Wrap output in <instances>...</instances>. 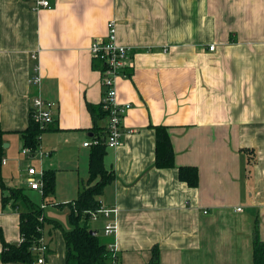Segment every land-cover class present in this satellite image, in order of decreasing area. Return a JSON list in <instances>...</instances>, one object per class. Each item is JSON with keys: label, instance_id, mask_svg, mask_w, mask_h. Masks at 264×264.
Instances as JSON below:
<instances>
[{"label": "crops", "instance_id": "crops-1", "mask_svg": "<svg viewBox=\"0 0 264 264\" xmlns=\"http://www.w3.org/2000/svg\"><path fill=\"white\" fill-rule=\"evenodd\" d=\"M47 1L49 8L0 0V253L1 240L19 244L25 210L22 201L2 206V196L9 189H23L27 199L26 191L36 192L25 184V169L36 160L21 153L20 135L34 97L54 104L57 130L45 131L39 147L50 154L45 172L63 165V181L73 187L63 203L88 177L87 105L97 106L104 93V66L90 48L107 37L112 21L116 43L131 49L133 68L115 80L117 102L130 109L121 144L104 159L115 178L98 200L118 209L117 232L103 236L102 217L91 228L114 242L117 264H147L155 247L158 264H252L255 224L264 241V0ZM161 126L173 168L154 166ZM184 166L196 168L197 187L179 180ZM63 210V225L44 226L45 264H65L62 232L51 225L69 229Z\"/></svg>", "mask_w": 264, "mask_h": 264}, {"label": "trees", "instance_id": "trees-1", "mask_svg": "<svg viewBox=\"0 0 264 264\" xmlns=\"http://www.w3.org/2000/svg\"><path fill=\"white\" fill-rule=\"evenodd\" d=\"M87 108L93 120V127L90 132L92 134L91 139H98L99 144L92 145L89 148L88 177L80 182L76 198L70 202L55 205L57 208L68 210L69 229L64 230L56 223H51V225H53V230L60 229L62 232L65 243V264H112L107 241L97 231H94L90 224L92 222L90 214L99 207L98 200L103 189L115 178L113 170L107 169L104 165L107 148L103 141L107 134L106 118L108 111L103 108L101 103L97 106L88 104ZM48 130H57L54 127V122L45 129H41L29 112L28 125L24 131L20 132L23 147L34 151L39 146L41 135ZM3 134L4 132L0 127V185L4 190L1 181ZM155 135L154 166L158 169L173 168L174 154L166 129L162 126L156 127ZM178 178L189 187L195 188L198 185V172L195 167H179ZM54 181V171H46L42 190L43 196L53 194ZM19 201H22L25 207V210L19 214V233L22 241L17 245H10L1 240L0 261L4 264H33L37 257L31 249L38 245L39 239L45 235L43 229L47 221L43 217V211L40 206L32 203L30 199L24 196L23 189H9L8 196H2L1 199L2 206L10 204L12 208H18ZM41 217L42 221H40ZM92 231L96 234H91ZM158 262L159 251L155 247L147 264H158ZM252 264H264V241L259 239L257 224L254 225L253 230Z\"/></svg>", "mask_w": 264, "mask_h": 264}, {"label": "built area", "instance_id": "built-area-1", "mask_svg": "<svg viewBox=\"0 0 264 264\" xmlns=\"http://www.w3.org/2000/svg\"><path fill=\"white\" fill-rule=\"evenodd\" d=\"M35 3L37 8L50 7V4L47 0H35ZM107 31L108 33L105 39L95 40L92 43L90 52L92 59L95 61H100L104 66L101 75V85L104 89L101 104H103V108L108 111V115L106 118L107 134L103 143L107 149H113L121 144V139L123 136L122 121L125 113L130 109V105L117 102L115 80L121 76H124L123 70L126 68H133L134 64L129 60L131 49L129 47L120 46L116 43V30L114 22L111 21L108 23ZM208 49L209 51H213L214 46L210 45ZM32 58L35 59V56L33 55ZM34 71L36 72V69H34ZM30 83L33 86H37L39 84V76L34 74L30 80ZM53 105V103L47 102L39 96L33 98L30 114L41 129H45L51 123H53ZM97 144H99L98 139H91L85 141L83 143V147L90 148L92 145ZM21 153L31 159H35L37 162L36 166L26 167V186L29 190L42 193L45 175L44 161L49 157L50 154L43 151L39 146L34 151L23 147L21 149ZM44 207V205H41V209ZM237 210L241 211V209ZM117 213L118 209L116 207H108L99 202V207L90 214V220L94 222L100 217L104 218L107 223L105 222L102 228V234L105 237L113 238L117 232V225L114 219ZM40 221H42V217L40 218ZM21 241L22 238H20L19 243ZM107 248L109 250L110 256L112 257V264H117V255L114 242L108 243ZM31 251L34 252L37 257L34 264H45L47 245L43 237L39 239L38 245H35Z\"/></svg>", "mask_w": 264, "mask_h": 264}, {"label": "rangeland", "instance_id": "rangeland-1", "mask_svg": "<svg viewBox=\"0 0 264 264\" xmlns=\"http://www.w3.org/2000/svg\"><path fill=\"white\" fill-rule=\"evenodd\" d=\"M47 133H49V132H46L44 134V137H46L45 135H48ZM42 148H44V147H42ZM44 149H42V150H44ZM61 154L63 155V150H61ZM31 161H35V160H31ZM33 165H37L36 161H35V164H33ZM45 165H46V163H45ZM54 174H55V181H54V192H53V194L45 195L42 197V195L40 193H38L37 191L36 192H27L26 191L25 193L27 194L28 198L32 201V203H34L40 207L42 204L47 205L42 209V211H44L46 221L52 222V221L56 220L58 223L63 225V220H65L64 214L66 213V211L63 209L57 208L56 206H53V205L60 204V203H63V201L69 200L68 198H71V197H69V195L71 194V192H73V187H71L69 185V183H67V181H63V165L60 167V169H57L56 171H54ZM18 179H19L18 177L14 178L15 183L19 184ZM20 181H21V178H20ZM20 184H22V183H20ZM49 197H51V198L49 199ZM51 202L53 203V205H50ZM90 224L93 227L98 226V222H91Z\"/></svg>", "mask_w": 264, "mask_h": 264}, {"label": "water", "instance_id": "water-1", "mask_svg": "<svg viewBox=\"0 0 264 264\" xmlns=\"http://www.w3.org/2000/svg\"><path fill=\"white\" fill-rule=\"evenodd\" d=\"M4 146H5V145H4ZM91 234H94V235H95V234H96V232L92 231V232H91Z\"/></svg>", "mask_w": 264, "mask_h": 264}]
</instances>
